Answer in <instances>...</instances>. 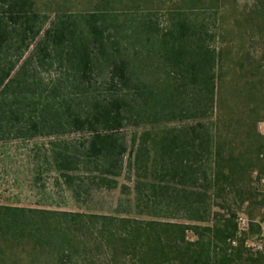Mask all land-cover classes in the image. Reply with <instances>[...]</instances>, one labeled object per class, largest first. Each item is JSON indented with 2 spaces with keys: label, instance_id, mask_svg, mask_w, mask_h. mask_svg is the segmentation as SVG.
<instances>
[{
  "label": "trees",
  "instance_id": "obj_1",
  "mask_svg": "<svg viewBox=\"0 0 264 264\" xmlns=\"http://www.w3.org/2000/svg\"><path fill=\"white\" fill-rule=\"evenodd\" d=\"M192 1H204V7L208 8L209 3L215 10L222 2ZM105 15L98 9L83 16L79 23L83 28L78 32L76 25L71 28L60 19L39 42L42 52L46 54L49 43L57 48L71 44L73 50H67V57L73 70L81 82L89 83L96 53L104 55L106 51ZM38 21L34 0H0V51L13 39L18 44L15 51L27 50L29 41L40 32L41 28L35 26ZM193 28L179 19L160 44L169 65L184 71L189 81L200 86L204 123L180 128L164 125L144 133L136 160L150 177L147 187L152 206L191 213L215 207L218 210L213 212L211 225L0 205V264H19L17 247L21 253L27 249L29 264L43 254L56 257L60 264H264V254H252L245 248L237 223V213L251 204L255 192L246 183V176L257 168L264 153V138L256 130L264 113V57L257 63L251 62L249 55L232 57L233 46H215V35L205 21L204 44H200L198 34L199 43L191 49ZM24 64L21 69H25ZM15 67L16 62L0 59V142L12 135L35 136L49 122L46 116L54 119L57 115L52 114L51 105L39 111L32 108L29 113L13 108L17 100L14 97L11 106L10 95L21 89L13 88L20 76L19 72L13 76ZM128 67L123 60L111 65L109 79L113 88L119 86L117 93L94 97L83 114L67 111L73 128L88 133L80 150L53 151V165L72 190L75 179L68 173L77 163L100 167L99 186L116 185L115 180L106 177L118 176L126 153L118 131L133 111L129 93L122 92L123 87H130ZM134 91L144 98L154 124L169 122L164 116L167 103L162 102L159 92L143 86H135ZM25 118L24 126L15 124ZM53 123L60 126V122ZM200 174L202 190L195 188ZM188 233L194 240L188 238Z\"/></svg>",
  "mask_w": 264,
  "mask_h": 264
},
{
  "label": "rangeland",
  "instance_id": "obj_2",
  "mask_svg": "<svg viewBox=\"0 0 264 264\" xmlns=\"http://www.w3.org/2000/svg\"><path fill=\"white\" fill-rule=\"evenodd\" d=\"M34 2L39 14L35 26L41 28L38 36L29 41L27 50L21 48L15 51L18 44H15L14 39L9 41V47L4 46L0 51V59L2 62H16L12 74L20 73L13 88L21 87L23 90H16L14 96L10 95L11 106L14 98L17 99L13 108L29 113L32 108L34 110L37 107L39 111L51 105L52 114L57 115L54 119L46 116L49 122L44 129L34 133L35 136L15 138L12 135L10 139L0 142V205L186 225H211L213 212L218 210L215 207L205 212L191 213L152 206L147 187L150 177L140 168V161L136 160L144 133L164 125L180 128L204 123V99L199 94L200 86L189 81L184 71L169 65L160 42L173 28L174 22L180 19L194 27L195 36L191 37L190 48L193 49L199 43L196 38L198 34L200 44H204L205 21L210 32L215 35V46H233L232 57L238 59L249 55L250 61L257 63L264 57V0H222L218 10L211 8L209 3L208 8L204 7V1L192 0ZM98 9L106 14L103 21L106 51L104 55L96 53L93 77L89 83H83L67 57V50H73L71 44L57 48L49 43L45 54L41 41L46 30L59 24L60 19L71 28L76 25L74 29L80 31L83 28L79 24L82 17ZM122 60L128 62L131 77L129 89L123 87L122 92L129 93L133 111L118 131L126 147L119 174L106 177L115 180L116 185L114 188L99 186L101 174L97 168L100 167L95 163H77L74 165L75 170L68 173L75 179V189L72 190L65 185L53 165V151L80 150L88 133L73 128L67 111L71 110L73 115L83 114L94 97H108L111 92L117 93L120 88L111 86L109 72L113 62ZM22 64L25 69H21ZM236 70L239 75L240 70ZM135 86H143L161 94L162 102L167 103L164 116L169 120L168 123L161 121L154 124L151 121L148 108L143 103L144 98L134 93ZM260 118L256 130L264 138V113ZM26 119H19L20 123L15 124L24 126L23 121ZM53 120L60 122V126L53 125ZM197 178L199 180L195 188L202 190L201 174ZM246 183L255 192L251 204L244 205L237 213L239 236L244 238L245 248L250 253L264 254V153L259 157L257 168L247 174ZM188 238L194 240L191 233H188ZM21 250L17 247L15 252L19 256V264H29L27 249L24 253ZM32 264L60 263L56 257L43 254Z\"/></svg>",
  "mask_w": 264,
  "mask_h": 264
}]
</instances>
